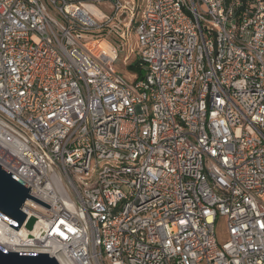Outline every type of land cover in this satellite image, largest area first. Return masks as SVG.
I'll return each instance as SVG.
<instances>
[{
	"label": "built area",
	"instance_id": "1",
	"mask_svg": "<svg viewBox=\"0 0 264 264\" xmlns=\"http://www.w3.org/2000/svg\"><path fill=\"white\" fill-rule=\"evenodd\" d=\"M0 166L7 252L264 264V0H0Z\"/></svg>",
	"mask_w": 264,
	"mask_h": 264
},
{
	"label": "water",
	"instance_id": "2",
	"mask_svg": "<svg viewBox=\"0 0 264 264\" xmlns=\"http://www.w3.org/2000/svg\"><path fill=\"white\" fill-rule=\"evenodd\" d=\"M30 187L0 166V218L10 223V227L19 230L24 224L32 231L35 219L26 218L21 211L29 198ZM0 264H58L48 254L7 252L0 247Z\"/></svg>",
	"mask_w": 264,
	"mask_h": 264
},
{
	"label": "rangeland",
	"instance_id": "3",
	"mask_svg": "<svg viewBox=\"0 0 264 264\" xmlns=\"http://www.w3.org/2000/svg\"><path fill=\"white\" fill-rule=\"evenodd\" d=\"M123 55H124V53H122L121 55H120V59H119V61L117 62V64H116V70H117V72L122 76V77H124V79L126 80V81H128L129 83H131L132 84V82H130L131 81V73H130V71H129V69H128V67L124 64V62L122 61V59H123ZM224 232H225V225H224V222H223V220L222 219H218V221H217V226H216V233H217V237H218V239H219V241L220 242H222L223 240H225V234H224Z\"/></svg>",
	"mask_w": 264,
	"mask_h": 264
},
{
	"label": "bare ground",
	"instance_id": "4",
	"mask_svg": "<svg viewBox=\"0 0 264 264\" xmlns=\"http://www.w3.org/2000/svg\"><path fill=\"white\" fill-rule=\"evenodd\" d=\"M0 245L11 251H15L16 250L15 247L17 246V242L6 235V232L4 231V226L1 224V222H0Z\"/></svg>",
	"mask_w": 264,
	"mask_h": 264
},
{
	"label": "trees",
	"instance_id": "5",
	"mask_svg": "<svg viewBox=\"0 0 264 264\" xmlns=\"http://www.w3.org/2000/svg\"><path fill=\"white\" fill-rule=\"evenodd\" d=\"M128 69L131 74H138L140 76L139 68L136 62L132 63Z\"/></svg>",
	"mask_w": 264,
	"mask_h": 264
}]
</instances>
